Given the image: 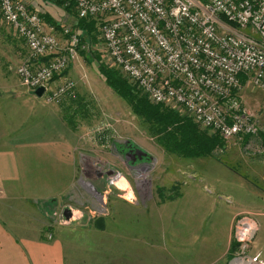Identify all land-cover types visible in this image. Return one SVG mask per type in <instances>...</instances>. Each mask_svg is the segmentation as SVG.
I'll return each mask as SVG.
<instances>
[{
	"label": "built area",
	"instance_id": "obj_1",
	"mask_svg": "<svg viewBox=\"0 0 264 264\" xmlns=\"http://www.w3.org/2000/svg\"><path fill=\"white\" fill-rule=\"evenodd\" d=\"M63 1L74 5L78 19L98 22L110 65L150 103L185 111L226 142L257 133L240 111V76L264 92V0ZM0 19L29 51L17 68L21 84L35 96L44 88L41 98L50 105L63 104L75 86L63 76L84 49L79 29L64 27L60 39L27 0H0ZM122 179L113 185L119 189ZM69 209L71 218L66 207L58 218L63 225L75 219ZM252 223L248 217L236 223L244 247L253 239ZM230 264L260 262L243 251Z\"/></svg>",
	"mask_w": 264,
	"mask_h": 264
},
{
	"label": "crops",
	"instance_id": "obj_2",
	"mask_svg": "<svg viewBox=\"0 0 264 264\" xmlns=\"http://www.w3.org/2000/svg\"><path fill=\"white\" fill-rule=\"evenodd\" d=\"M55 32L62 34L58 29ZM24 47L27 59L25 43ZM28 92H10L0 87V187L5 192L17 191V196L4 194L5 199L0 203V264H227L229 257L234 256V225L243 217L260 225L252 255L264 264V123L258 134V141L263 143L260 151L243 152L248 155H242L243 158L239 151L229 153L232 154L230 161L242 167L225 168L229 171L228 182L238 185V191L232 190L227 196L232 198L233 206L219 205L211 195L197 193L198 187H195V193L188 198V194L183 193L177 196L182 206L178 211L164 209L160 215L149 212L148 221L141 217L140 210L120 209L119 217H115L120 218V222L114 225L106 218L105 221L93 220L96 223L91 226L68 227L55 234L44 227L36 238L27 237L23 226L11 224L13 206L8 201L13 197L12 202L23 201L36 207L56 200L74 185L77 165L73 132L58 123L56 110L51 116L38 105L36 108L35 104H50ZM64 103L50 106L61 108ZM71 125L76 131V125ZM240 139L252 144L257 137L242 135ZM246 146L248 148L243 150L252 147ZM219 166L214 163L209 177L203 180L212 183L217 191H220L219 178L215 174ZM119 198L118 195L117 209L139 205L136 200ZM167 201L166 198L163 207L171 206L172 201ZM128 211L134 214L129 232L122 222L128 218ZM156 216L162 219L161 224L154 227ZM177 219L179 225L175 226ZM124 234L130 236L124 237Z\"/></svg>",
	"mask_w": 264,
	"mask_h": 264
},
{
	"label": "rangeland",
	"instance_id": "obj_3",
	"mask_svg": "<svg viewBox=\"0 0 264 264\" xmlns=\"http://www.w3.org/2000/svg\"><path fill=\"white\" fill-rule=\"evenodd\" d=\"M27 2L39 11L48 28L57 25L61 31L64 27L78 29L77 17L67 11V8L69 9L72 6H66L63 0H27ZM61 2L63 5H60ZM56 35L63 39L61 32H57ZM83 37L87 38V34L84 33ZM88 40L87 43H83L84 49H82V53H79L77 61L73 64L75 66L63 76L64 79H68L75 84L73 95L61 108L56 106L54 108V106L46 105L44 102L35 104L36 108L38 105V108H43L51 116L54 115L56 110L58 123L64 125V129L67 127L70 132H73L77 160L74 185L66 194L61 195L56 200H48L36 207L23 201L12 202L13 197H11L12 200L8 201L11 207L13 206V209H10L12 213L11 224L23 226L27 237L36 238L44 227H48L46 231L55 234L56 231L68 227L91 226L97 221H105L106 218H110V224L114 225L120 222V218H115L119 217L118 211L120 209L140 210L143 213L141 217H145L148 221L149 212L160 215L164 209L169 212L178 211L182 206H180L177 196L183 193L188 194V198L190 194L195 193V187H198L197 193L202 192L211 195L218 201L219 205L233 206L232 198H227V196L230 192L238 191V185L228 182L229 171L226 169H232L234 165L238 169H242V167L241 164H234L233 161H230L232 154L229 153L235 150L241 152L239 155L242 156L244 155L243 152L246 153V151L256 153V151L261 150L263 143L261 145L258 141V134L261 124L264 123V92L246 82L242 84L243 88L239 98L241 113L247 116L249 123H253L258 127L257 133L251 135L257 137V140L252 141V144L244 143L240 137H237L225 142V147L216 149L212 156L184 158L180 154L176 155L168 152L161 143L160 136L156 135L143 119L136 116L130 105L106 84L105 79L99 72L97 55L101 62L116 71L118 70L113 67L114 65H110L107 59L100 32L98 40L96 38L91 42L90 37ZM62 43L65 44L64 41ZM27 54H29L28 49ZM24 56H26V49L23 41L15 35L11 27L4 24L0 19V87L3 90L10 92L29 91L21 84L17 76V68L26 60ZM176 112L183 117H190L183 110ZM70 115L73 116L75 123L72 126L76 125V131H73L75 129L69 126L71 125ZM50 124L46 123L45 125L50 126ZM196 125L200 131L210 136L216 134L198 124ZM246 145L252 146L250 150H247ZM130 146L146 151L149 159H143L135 164L128 159L126 153L127 148ZM244 147H247L246 150H243ZM247 156L244 155V157ZM214 163L221 165L219 168L217 167L215 174L216 178H219L218 189L220 191L214 189L212 183L208 184L203 181L209 177L211 166ZM110 170L116 171V176L114 174L108 176L107 172ZM119 178H123L121 181L126 184L124 191L119 190L121 188L120 182L117 185L120 187L119 189L113 185V182ZM4 194L17 196V191L8 190L5 192L0 187V203L2 199H5L3 198ZM176 194L179 195L176 196ZM221 194L224 196L222 197ZM110 195H115V197H110ZM118 195H123L127 199H129L128 197H135L137 202L133 201L139 203V205L127 207L123 204L126 208L123 206V208L117 209L119 205V203L116 204ZM159 195L164 200H161ZM166 198L172 203L171 206L167 204L163 207ZM119 199L123 198L120 197ZM65 207L77 211L75 219L68 225L61 224L58 219ZM128 212V218L122 220L127 232L131 228V216L134 215L130 211ZM161 219L162 217H154L153 226L160 225ZM236 223L232 234L233 255L235 257L239 256L244 251L246 256L258 260L252 255V250L254 247L253 241L260 229L259 223H252L255 232L247 247L239 243L236 238ZM174 225H179L178 219L174 220ZM62 232L66 234L67 230ZM129 236L124 234V237ZM156 253L158 252L156 251ZM190 254L189 252L187 256L190 257ZM234 256L229 257L227 264L231 263Z\"/></svg>",
	"mask_w": 264,
	"mask_h": 264
},
{
	"label": "trees",
	"instance_id": "obj_4",
	"mask_svg": "<svg viewBox=\"0 0 264 264\" xmlns=\"http://www.w3.org/2000/svg\"><path fill=\"white\" fill-rule=\"evenodd\" d=\"M60 5H63V3L61 2ZM73 9L75 10L74 5L69 9L67 8V11L77 17L76 10L74 12ZM77 21V28L82 33V46L83 43L89 41V37L91 42L96 40V38L97 40L99 39L98 22L96 20L77 18ZM55 28L60 30L57 25ZM84 33L87 34V38L83 37ZM80 52L82 53L81 49ZM97 58L99 60V72L105 79L106 84L130 105L136 116L143 119L153 132L160 136V141L168 152L176 155L180 154L184 158H192L212 156L216 149L225 147L226 141L217 133L210 136L200 131L190 117H183L173 109L150 103L149 99L130 84L118 71L101 62L98 55ZM55 79L57 80L58 77L56 76ZM240 79L242 84L247 82L242 75ZM69 121L72 125L75 123L73 118H70ZM159 196L161 200H164L161 195Z\"/></svg>",
	"mask_w": 264,
	"mask_h": 264
},
{
	"label": "water",
	"instance_id": "obj_5",
	"mask_svg": "<svg viewBox=\"0 0 264 264\" xmlns=\"http://www.w3.org/2000/svg\"><path fill=\"white\" fill-rule=\"evenodd\" d=\"M43 93H44V88H39L36 92H35V94H36V96L37 97H39V98H41L42 96H43ZM134 157V159L136 160L137 158H138V160H143V158H147L149 155H148V153L146 152V151H144V150H142V149H137L136 151H135V153H134V155H133ZM134 159H133V162H134ZM114 174V170H110V171H108L107 172V175L108 176H111V175H113ZM71 211H70V209H67L66 211H65V216L67 217V218H71Z\"/></svg>",
	"mask_w": 264,
	"mask_h": 264
},
{
	"label": "flooded vegetation",
	"instance_id": "obj_6",
	"mask_svg": "<svg viewBox=\"0 0 264 264\" xmlns=\"http://www.w3.org/2000/svg\"><path fill=\"white\" fill-rule=\"evenodd\" d=\"M137 149H139V148H136V147H132V146H130L129 148H127V151H126V153H127V156H128V159H130L131 161H133V155H134V153H135V151L137 150ZM143 159H149L148 157L147 158H143ZM142 160H138V158L135 160L134 159V163L136 164L137 162H141Z\"/></svg>",
	"mask_w": 264,
	"mask_h": 264
},
{
	"label": "bare ground",
	"instance_id": "obj_7",
	"mask_svg": "<svg viewBox=\"0 0 264 264\" xmlns=\"http://www.w3.org/2000/svg\"><path fill=\"white\" fill-rule=\"evenodd\" d=\"M117 185H118V184H117ZM119 185L121 186L122 189H125L124 186H126V184H125L124 182L121 181Z\"/></svg>",
	"mask_w": 264,
	"mask_h": 264
},
{
	"label": "clouds",
	"instance_id": "obj_8",
	"mask_svg": "<svg viewBox=\"0 0 264 264\" xmlns=\"http://www.w3.org/2000/svg\"><path fill=\"white\" fill-rule=\"evenodd\" d=\"M73 218H75V217H73Z\"/></svg>",
	"mask_w": 264,
	"mask_h": 264
}]
</instances>
